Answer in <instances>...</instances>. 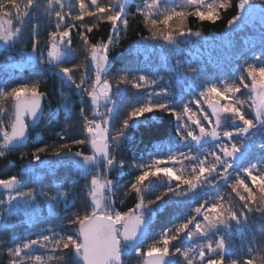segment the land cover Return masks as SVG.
Wrapping results in <instances>:
<instances>
[{"label":"snow or ice","instance_id":"snow-or-ice-1","mask_svg":"<svg viewBox=\"0 0 264 264\" xmlns=\"http://www.w3.org/2000/svg\"><path fill=\"white\" fill-rule=\"evenodd\" d=\"M129 7V0H47L43 6L41 0H0V55L22 45L21 62L11 67L37 76L0 79V161L14 165L7 158L16 152L24 159L29 138L42 120L63 122L55 133L58 142L41 141L43 146L21 165L22 173L0 177V257L6 256L7 264H264V136L257 138L264 130V45L250 56L239 55L230 71L220 75L178 58L167 69V80L159 71L151 77L135 74L131 80L121 76L117 85L130 83L137 102L118 119L115 97L120 89L109 79L110 54L127 33L130 16L142 18L150 32L140 36L136 48L149 39L161 41L158 47L180 57V44L200 36L187 28L188 18L215 22L233 4L143 0L134 13ZM235 7L239 12L225 29L229 35L256 23L255 13L264 26V0H239ZM45 17L49 30L41 46L40 21ZM101 24L111 30L106 40L93 43L89 34ZM76 37L88 51L86 62L78 64L72 63L77 59ZM45 71L61 83L56 108L47 113L39 78ZM65 88L74 91L66 94ZM73 96H79L78 105L70 103ZM161 115L175 122L166 154H160L161 144L153 143L146 155H136ZM74 145L80 147L74 151ZM245 147L247 163L241 159ZM126 148L133 150L131 157L123 156ZM46 152L51 159H42ZM60 167L78 170L85 182L81 200L63 184H55L52 192L27 187L33 176L54 175ZM129 169L135 174L124 185V196L135 194L133 206L118 210L114 181ZM157 182L161 190L149 198ZM221 186L231 190L227 201ZM38 198L52 206L49 216L64 202L61 224L41 229L35 238L26 231L17 235L14 229L20 222L8 221L23 216V223L33 224L36 216L29 213ZM77 203L82 208L70 213ZM161 213L168 220L154 236ZM257 214L259 233L252 225ZM234 234H239V245Z\"/></svg>","mask_w":264,"mask_h":264},{"label":"trees","instance_id":"trees-1","mask_svg":"<svg viewBox=\"0 0 264 264\" xmlns=\"http://www.w3.org/2000/svg\"><path fill=\"white\" fill-rule=\"evenodd\" d=\"M171 2V0H170ZM233 7L229 9L227 12L222 14V18L218 21H199L194 17H189L187 22V28H190L193 32H199L201 37H208L211 35H219L222 34L227 26L228 19L232 18L233 15L239 12V9L235 7L239 3V0H231ZM143 0H129V11L134 13L138 6H142ZM41 4L46 5L47 0H41ZM256 23L250 24L243 30H237V32L230 35V39L228 41H224L220 44H217L213 41H205L203 39H199L195 36H190L184 43L190 48H196L197 51L192 52V55H189L184 51L183 55L180 56L182 61L186 65L190 66H203L205 67L209 73L212 75H220L222 72L230 71V66L236 58L243 54L249 55L252 52L260 51L262 45H264V26L260 23V17H257ZM87 22L95 24L96 21L94 18H86ZM54 27V25H52ZM40 44L41 46L45 45L47 40V31L49 30V25L47 23V18L45 17L40 21ZM110 26L107 24H101L98 29H94V32L89 34V39L93 43L98 42L100 40H106V33L109 32ZM150 36V32L144 26V22L142 18H132L130 16V27L126 34L121 36L120 43L114 46L111 50V57L114 59L112 67L110 69V74L114 75H124L127 79L131 80L132 75L144 73L151 77L155 74V72L159 71V75L169 77L170 73L167 71L169 65H166L165 61L161 58H157L155 55H143L137 49L134 48V45L137 41H139L140 36ZM197 38L200 41V44L195 45ZM253 45L255 47H253ZM22 45H18L16 49L12 51L10 55H0V64L7 63L9 67L5 70L4 68H0V79H7L12 77L16 80H35L37 76L31 71H21L17 70L14 67H11V64L14 62H21V56L19 54V48ZM73 48L76 52L77 59L72 63L78 64L86 62V56L88 55L87 46L83 45L79 40V37H76L74 40ZM198 56V57H197ZM128 64V65H126ZM71 66V65H68ZM41 81V90L44 91L47 96L44 101L45 104V112H50L55 110L57 105V98L59 97V92L61 89V83L58 76H54L51 73L45 71L40 77ZM80 78V73H76V79ZM91 83V82H90ZM127 86V88H126ZM125 87L126 97L120 100L117 104L119 105V111L117 113V118L122 119L123 113L126 112L131 105L137 102V94L132 93V88L130 83H125L123 86ZM65 93L68 94L70 91H74V89L69 90L67 88L64 89ZM124 94V93H123ZM194 95V93H193ZM79 96H73L70 103H79ZM10 109V104H7ZM78 111V108H77ZM174 121H171L168 116H163L159 118L153 125V130L150 136H146L143 139V142L140 143L139 149L136 151V155H140L144 153L146 155L147 151L151 149L152 144H163L164 141L168 139L170 133L174 131ZM63 126L62 120L50 124L47 120H42L38 127L33 131L31 137L29 138L28 147L24 149L27 153V156L22 159L20 152H16L10 154L8 156L9 161H14L13 164H7L3 161H0V177L6 178L8 175L22 173L21 165L27 163L28 158L31 157L32 152L36 147L43 146V143L51 144L54 141H57L55 133L60 131V128ZM264 136V130H260L258 132L257 138ZM43 141V143H41ZM58 142V141H57ZM80 146H73V149L77 150ZM147 148V149H146ZM248 149L245 147L242 151L241 159L244 163H247L248 160L244 159V156L247 155ZM50 152H46L41 154L42 157L48 155ZM161 155L166 154L165 152L160 151ZM133 155V150L126 148L123 156L131 157ZM66 168V167H65ZM67 171L60 167L54 175L48 174V180L45 182L43 180H37L35 176H33L28 182L27 187L31 188L34 185L42 184L45 188H48L49 191H53L55 184H63L65 186V190L71 188L73 191V196L79 201L83 198V193L81 189L84 185V180L79 178L78 170L67 167ZM134 171L129 169L128 172H125L122 175L116 176V180L114 183L116 184V188H114V192L116 195L113 197L116 200L118 210H127L128 207L133 206L132 201L134 199L135 194H129L127 197L124 196L125 188L129 180L134 177ZM190 171V169L188 170ZM75 181V183H73ZM47 183V184H45ZM161 190V186L159 182L156 183L153 191L149 194V198L155 195L156 192ZM154 193V194H153ZM220 193L225 197V201L230 198L231 190L225 189L223 186L220 188ZM73 196L69 197V202L72 201ZM42 199V198H41ZM124 200V204H120V200ZM43 200V199H42ZM235 203V201H233ZM195 206V205H189ZM82 208L80 203H77V206L69 209V212H75L78 209ZM64 202H59L55 207V215L48 216L43 219L36 221L35 223L29 225L27 223H23L19 219L20 216H13L11 220L8 221L9 224L20 222V226L14 229V232L19 235L22 232H29L33 234V238H35L34 234L39 232L41 229L48 227H55L56 225L61 224L65 216ZM159 220L154 224L152 235H157L159 230L167 223L168 215L166 213L160 214ZM180 217H175V219H179ZM262 222L259 220L258 214L255 216L252 221V225L257 233L261 230ZM66 227V224H65ZM59 230V229H57ZM11 235L8 233L5 235V238ZM234 239L237 242V245L240 243L239 234H234ZM152 240H148L147 243H151ZM0 257V264H4L5 258ZM52 264H66L65 261H53ZM131 264H135V260L131 261Z\"/></svg>","mask_w":264,"mask_h":264},{"label":"rangeland","instance_id":"rangeland-1","mask_svg":"<svg viewBox=\"0 0 264 264\" xmlns=\"http://www.w3.org/2000/svg\"><path fill=\"white\" fill-rule=\"evenodd\" d=\"M257 17H259V13H255L254 14V18L256 19ZM239 30V29H237ZM199 38V37H198ZM197 38L196 42H195V45H198L200 44V41L199 39H203L205 41H213L217 44H220L224 41H228L230 39V35L228 33H226L225 31L222 33V34H219V35H211V36H208V37H200L199 39ZM138 42V41H137ZM137 42L135 43L134 45V48L137 49L139 52H141L143 55H155L157 58H161L165 61L166 65H169L171 62L174 63L175 62V59H182L181 57H174L176 56L177 54L176 53H170V52H167L166 50L164 49H161L160 47H158L159 44H161L162 42L161 41H152L151 39H149L145 45H138L137 48H136V44ZM180 52H179V56H182L184 51L188 54V52H190L189 55H192V52H195L197 51L196 48H190V46L186 45L184 43V41L180 44ZM198 57V56H197ZM114 60V59H113ZM20 62H14L12 63L11 65H14V64H18ZM128 65V64H126ZM121 76H124V75H114V74H110L109 73V79L111 80V82L113 83L114 87H119L120 89V93L117 97H115V101L116 103H118L121 99L123 100L125 97H126V94L125 92L126 89L125 87H121V85L123 86L124 84H119L117 85V81L119 80V78ZM165 80L168 79L167 76H164ZM91 82V81H90ZM127 88V86H126ZM136 94V90L132 89V93ZM124 93V94H123ZM188 97L186 96V99ZM8 103H5L4 106L5 107H8L7 106ZM195 107V106H193ZM167 148H168V139L166 141L163 142L161 148H160V151L162 152H167ZM243 151V150H242ZM48 155H51V153H49ZM47 156V155H45ZM44 156V157H45ZM43 158V157H42ZM188 162H185V164H187ZM177 167L179 168L180 165H177ZM59 168H57L55 170V172L58 170ZM63 169H65L66 171L68 170L67 167H63ZM189 170V169H188ZM43 178L45 179V182L48 180V174L47 173H41L40 174V179L38 180H43ZM47 184V183H45ZM38 186L42 187L44 190L46 191H49L48 188H45L42 184H39ZM27 190V189H25ZM54 191V189H53ZM49 192H52V191H49ZM154 194V193H153ZM84 195V194H83ZM43 199V198H42ZM41 198H38V203L36 205V208L32 209L29 213V215H35L36 216V221L40 220V219H43L45 217H48V211H51L52 210V206L51 205H47V201L45 199L42 200ZM55 212V211H54ZM19 219L21 221H23V216H20ZM35 221V222H36ZM34 222V223H35ZM5 259V262L4 264H7V257L4 258Z\"/></svg>","mask_w":264,"mask_h":264},{"label":"water","instance_id":"water-1","mask_svg":"<svg viewBox=\"0 0 264 264\" xmlns=\"http://www.w3.org/2000/svg\"><path fill=\"white\" fill-rule=\"evenodd\" d=\"M73 150L75 151V149H73ZM51 158H52L51 155H47V156L43 157L42 159L48 160V159H51Z\"/></svg>","mask_w":264,"mask_h":264}]
</instances>
